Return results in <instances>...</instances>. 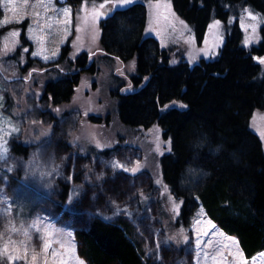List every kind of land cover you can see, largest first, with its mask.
<instances>
[{
    "label": "rangeland",
    "instance_id": "374dc122",
    "mask_svg": "<svg viewBox=\"0 0 264 264\" xmlns=\"http://www.w3.org/2000/svg\"><path fill=\"white\" fill-rule=\"evenodd\" d=\"M70 1L0 0V264H87L74 234L96 217L128 223L151 264H264V251L246 258L201 206L179 220L184 199L166 186L160 168L170 139L157 122L130 127L118 117V96L133 90L135 60L107 59L99 43L104 18L141 2L145 37L172 63L196 66L218 58L235 25L246 50L257 46L264 17L242 5L225 8V20L212 17L199 36L171 0ZM82 54L91 73L76 65ZM75 72L71 99L52 105L46 83ZM173 106L183 105L166 107ZM249 128L264 153V107L253 111ZM203 176L187 168L177 190L193 196ZM62 184L70 189L63 201Z\"/></svg>",
    "mask_w": 264,
    "mask_h": 264
},
{
    "label": "trees",
    "instance_id": "16d2710c",
    "mask_svg": "<svg viewBox=\"0 0 264 264\" xmlns=\"http://www.w3.org/2000/svg\"><path fill=\"white\" fill-rule=\"evenodd\" d=\"M171 3L199 36L211 17L225 20V8L242 5L264 17V0ZM145 22L146 7L141 2L115 10L100 22L103 56L122 63L135 60L136 73L130 76L133 90L118 96L119 120L134 127L157 122L163 137L170 139L171 151L161 157L160 168L166 186L184 199L179 220L188 221L201 206L220 230L238 240L244 256L252 258L264 251V153L249 128L253 111L264 107V70L256 60L264 58V25L261 41L246 50L234 24L217 59L190 66L184 59L172 63L156 39L145 37ZM87 58L82 54L76 65L91 73L93 64L87 69ZM78 81L77 72L67 73L48 81L44 91L57 106L71 99ZM170 103L183 106L167 108ZM12 150L27 154L28 147L14 144ZM189 167L204 176L193 184V196H183L177 188ZM68 192L62 184L60 200ZM74 235L78 255L87 264H151L126 222L96 217L85 220Z\"/></svg>",
    "mask_w": 264,
    "mask_h": 264
},
{
    "label": "snow or ice",
    "instance_id": "6c2138e0",
    "mask_svg": "<svg viewBox=\"0 0 264 264\" xmlns=\"http://www.w3.org/2000/svg\"><path fill=\"white\" fill-rule=\"evenodd\" d=\"M129 2H130V0H129ZM25 3H27V0H25ZM101 7H103V5H101ZM252 18L255 19V17H252ZM17 22H19V21H17ZM3 23H4V24H7V23H8V20L5 19V20L3 21ZM217 24H218V22H217ZM10 35H11V36H16V35H18V32L13 31V32L10 33ZM260 62H261V63H264V60H261ZM262 138H264V134H262Z\"/></svg>",
    "mask_w": 264,
    "mask_h": 264
},
{
    "label": "bare ground",
    "instance_id": "6f19581e",
    "mask_svg": "<svg viewBox=\"0 0 264 264\" xmlns=\"http://www.w3.org/2000/svg\"><path fill=\"white\" fill-rule=\"evenodd\" d=\"M241 7V6H240ZM212 18V17H211ZM211 20V19H210ZM227 20V19H226ZM226 22H228V20L226 21ZM209 23V21L207 22V24ZM222 23V22H221ZM225 23V22H224ZM226 26V25H225ZM227 30L229 31V30H231V28H227ZM227 31V32H228ZM149 107V106H148ZM133 127H134V125H132ZM132 126H130V127H132ZM66 140V139H65ZM68 140V139H67ZM69 143V142H68ZM60 147V146H59ZM57 148V147H56ZM66 149V148H65ZM85 158V157H84ZM91 158V157H90ZM78 162V161H77ZM66 174V173H65ZM134 177V176H133ZM70 179V178H69ZM69 191H70V189H69ZM141 192H143V191H141ZM56 201V200H55ZM53 202H54V200H53ZM52 202V203H53ZM59 203V202H58ZM147 205V204H146ZM172 246V245H171ZM158 256V255H157Z\"/></svg>",
    "mask_w": 264,
    "mask_h": 264
},
{
    "label": "water",
    "instance_id": "95a60500",
    "mask_svg": "<svg viewBox=\"0 0 264 264\" xmlns=\"http://www.w3.org/2000/svg\"><path fill=\"white\" fill-rule=\"evenodd\" d=\"M256 60H257V62H260L261 60H264V58H260V59L257 58Z\"/></svg>",
    "mask_w": 264,
    "mask_h": 264
}]
</instances>
